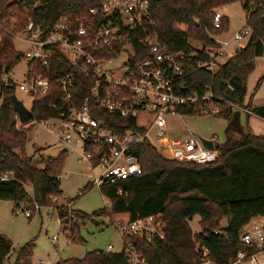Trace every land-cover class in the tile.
<instances>
[{
    "label": "trees",
    "instance_id": "1",
    "mask_svg": "<svg viewBox=\"0 0 264 264\" xmlns=\"http://www.w3.org/2000/svg\"><path fill=\"white\" fill-rule=\"evenodd\" d=\"M232 1L242 3L250 34L243 47L211 72L197 65L198 60L207 59L209 55L188 54L196 50L189 40L214 47L216 42L210 35L225 31L228 18L222 15L221 24L216 27L213 15L217 7ZM98 4L99 0H0V199L11 200L13 211L20 204L25 207H32L34 203L47 205L52 196L63 194L61 173L67 155L66 149H61L54 157L35 152L27 154L25 150L31 127L18 125L10 99L14 88L3 84L4 74L22 57V51L13 43V35L22 29L27 15L42 34H47L59 20H77ZM149 4L152 33L169 51L185 53L181 83L190 92L212 90L220 96L216 100L220 105L216 115L230 119L233 107L229 102L243 104L247 77L255 68L256 56L264 52V0H149ZM10 18L16 19V26L11 25ZM57 64L49 65L50 89L34 99L33 116L55 113L49 102L59 94V76L68 69H78L63 58H59ZM87 81L85 76L75 77L74 96L81 99L87 96ZM251 106L256 114L264 116V104ZM91 109L113 129L136 127L134 118L95 106ZM179 110L198 114L193 106H181ZM227 131L228 141L220 143L219 156L208 163L166 158L148 141L137 144L135 153L142 173L117 184L101 186L110 202L109 208L88 213L57 206L61 230L67 232L71 241L82 242L79 229L87 219L109 216L112 222V215L121 212L128 213L130 219L154 214L162 219L163 237L127 236L135 248L143 251L150 264H200L204 252L212 264H228L237 250L243 248L242 226L257 215L264 218V135L253 132L249 125L240 128L236 116ZM4 173L7 177L3 178ZM27 183L32 186L31 192L26 188ZM119 184L121 192L117 189ZM88 188L89 183L82 192ZM196 214L201 230L195 232L189 220ZM222 219H225L223 223ZM262 227L264 231V219ZM33 247V241L22 244L13 264H33ZM11 249L10 238L0 233V264H5ZM54 264H128L124 238L121 251L93 249L81 257L69 256Z\"/></svg>",
    "mask_w": 264,
    "mask_h": 264
},
{
    "label": "built area",
    "instance_id": "2",
    "mask_svg": "<svg viewBox=\"0 0 264 264\" xmlns=\"http://www.w3.org/2000/svg\"><path fill=\"white\" fill-rule=\"evenodd\" d=\"M150 13L149 0H99L98 5L89 8L87 15L74 21L61 19L47 34L41 33L30 15H27L22 29L17 31L23 34L21 39L27 44L22 55L28 60L25 80L18 83V87L32 97V106L38 95L49 92L48 69L51 63L57 64L59 58H63L78 66L76 71L68 69L59 76V94L49 102L55 112L53 115L33 116L31 106L28 107L30 119L21 123L17 115L18 125L31 128L42 125L54 130L64 146L79 152L80 162L86 160L90 169H101L91 180L100 188L142 173L135 146L143 141H148L163 157L178 161L208 163L216 160L220 153V142H215L216 135L208 138L213 141V147L209 148L204 145L202 137L194 133L182 139L166 133V117L182 115L181 106H193L198 114H218L220 105L216 100L220 96L212 90L190 92L181 83L185 53L181 50L169 51L161 44L150 30ZM10 19L11 25L16 26V19ZM221 19L222 15L215 11L213 23L216 27L220 26ZM249 34L250 28L246 26L236 32L235 38ZM210 36L216 42L214 47L196 46L190 39L189 44L196 50L188 54L203 52L209 55L207 59L198 60L197 65L211 72L234 54L236 48L246 43L238 40L237 47L229 50L227 40L215 34ZM78 75L88 78V94L84 99L73 95L74 80ZM3 84L13 88L17 85L8 77H3ZM229 103L247 115L254 114L264 119V116L254 112L251 105ZM91 106L134 118L136 127L113 129L92 113ZM141 117H144V122H140ZM62 149L68 150L66 147ZM2 177H7V173ZM117 189L122 191L120 184ZM40 207L38 203L32 207L20 204L14 212L22 210L30 216ZM118 214L116 225L124 238L128 264H150L143 251L135 248L127 236L163 237L161 217L148 214L130 219L126 212ZM249 223L243 225L240 231L243 248L237 250L228 264H264L262 223ZM112 247L109 244L107 249ZM205 256L206 252L200 264H212ZM40 263L52 264L42 259L36 261V264Z\"/></svg>",
    "mask_w": 264,
    "mask_h": 264
},
{
    "label": "rangeland",
    "instance_id": "3",
    "mask_svg": "<svg viewBox=\"0 0 264 264\" xmlns=\"http://www.w3.org/2000/svg\"><path fill=\"white\" fill-rule=\"evenodd\" d=\"M216 11L228 18L226 30L215 34L220 39L228 41L227 49H235L238 45V40L245 43L248 35H243L239 39L235 38L236 32L247 26L246 14L242 3L240 1H232L217 7ZM22 35L21 32H17L13 38V43L23 53L27 48V44L21 39ZM192 42L196 46L201 44L195 39H192ZM263 57L264 52L255 58V68L246 80L247 90L242 105H248L249 103L253 106L264 104V78L261 79L264 74ZM27 62V58L22 55L20 61L3 77H9L17 84L14 88L16 96L23 100L27 107H31L32 97L18 87V83L25 80ZM259 81L260 83L257 84ZM235 116L240 128L249 125L253 132L257 131L255 133L264 135V119L254 114L247 115L239 107H233L230 119L209 112L169 115L166 117V133L170 137L181 139L187 137L189 133L205 138L216 135V143H225L229 139L228 125ZM140 122H144V117L140 118ZM65 147L68 150L61 173V188L63 190L61 196H52L48 204L42 205L38 211H34L30 218L22 210L14 212L12 203L9 200L3 199V201H0L2 202L0 203V233L5 234L12 242V249L5 264H13L18 248L29 241L34 242L33 264H36V261L40 259L54 264L59 259L69 256L81 257L89 250H108L109 244L113 246L111 248L113 251H121L123 249V236L116 225L119 214L112 215V222L109 216H100L96 220H85L79 229V235L84 239L82 242L71 241L67 236V232L61 230L60 219L56 210L57 206L63 205L67 209L75 208L91 213L102 207L109 208L110 205L101 188L91 183V180L101 171L100 168L90 169L88 161L83 160L80 162L79 152L69 146H64L54 130L37 125L27 132L25 148L27 154L35 152L36 155L42 154L45 157H54ZM87 183H89V188L82 192ZM26 188L30 192L32 191L30 183L26 184ZM263 219V216L257 215L251 218L249 224L253 222L261 224ZM224 221L225 219L221 220L222 223ZM189 222L193 231L201 230L198 214L194 215Z\"/></svg>",
    "mask_w": 264,
    "mask_h": 264
},
{
    "label": "water",
    "instance_id": "4",
    "mask_svg": "<svg viewBox=\"0 0 264 264\" xmlns=\"http://www.w3.org/2000/svg\"><path fill=\"white\" fill-rule=\"evenodd\" d=\"M239 48H236L235 51H237ZM13 108L15 109L19 121L21 123H26L31 116V111L30 109L24 104V102L16 96L15 93L11 94L10 96ZM203 143L206 147L212 148L213 147V141L211 139L202 137ZM95 220V219H94Z\"/></svg>",
    "mask_w": 264,
    "mask_h": 264
},
{
    "label": "crops",
    "instance_id": "5",
    "mask_svg": "<svg viewBox=\"0 0 264 264\" xmlns=\"http://www.w3.org/2000/svg\"><path fill=\"white\" fill-rule=\"evenodd\" d=\"M255 132H257V131H255ZM0 201H3V199H0ZM9 202L12 203L11 205L13 206V202L10 200H9ZM0 203H2V202H0Z\"/></svg>",
    "mask_w": 264,
    "mask_h": 264
}]
</instances>
